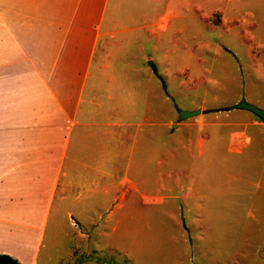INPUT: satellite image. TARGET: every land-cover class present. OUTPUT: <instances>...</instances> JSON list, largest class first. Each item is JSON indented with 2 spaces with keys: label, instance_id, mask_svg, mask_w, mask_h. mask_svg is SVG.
I'll return each mask as SVG.
<instances>
[{
  "label": "crops",
  "instance_id": "crops-1",
  "mask_svg": "<svg viewBox=\"0 0 264 264\" xmlns=\"http://www.w3.org/2000/svg\"><path fill=\"white\" fill-rule=\"evenodd\" d=\"M123 1L0 0V91L5 86L11 93V104L0 103V113L7 116L0 119V163L21 159L8 171L22 168L16 178L24 183L18 213L28 221L39 214V243L51 217L89 221L95 206L105 216L102 220L119 221L109 205L119 203L122 210L131 193L157 204L174 179V126L179 131L195 125L201 131L211 124L204 122L222 119L200 114L192 123L174 120L172 84L166 80L171 74L166 68L163 73L150 70L155 85L142 66V38L164 44L166 30L176 29L182 0L166 1L175 8L167 21L136 11L137 0H129L125 12ZM184 2L182 10L189 12ZM202 7L195 6L204 11ZM215 11L220 10L209 13ZM125 13L132 16L126 20ZM142 74H147V84L141 82ZM250 125L262 126L257 120ZM175 141L176 147H185L182 137ZM200 142L199 157L207 141ZM249 142L244 128L234 131L227 151L242 155ZM135 164L137 179L132 180L128 174ZM141 166H148L151 175L141 176ZM188 174L181 171V190L187 185L182 179L194 177Z\"/></svg>",
  "mask_w": 264,
  "mask_h": 264
},
{
  "label": "rangeland",
  "instance_id": "rangeland-1",
  "mask_svg": "<svg viewBox=\"0 0 264 264\" xmlns=\"http://www.w3.org/2000/svg\"><path fill=\"white\" fill-rule=\"evenodd\" d=\"M166 1L137 0L133 7L167 21L174 17L170 12L175 8ZM182 1L178 0L176 29L166 30L164 44L142 38V66L155 85L159 83L150 70L163 73L166 68L167 76L171 74L166 80L172 84L174 120L179 118L177 109H200L208 118L222 119L204 122L211 124L201 131L195 125L174 128V179L157 204H146L131 193L122 210L119 203L109 205L115 207L119 221L102 220L105 216L95 212V206L89 221L51 217L41 243L39 214L28 221L18 213L24 183L16 178L22 168L8 170L21 159L0 163V252H8L4 255L20 264H264V124L249 112H220L237 104L242 95L247 103L264 110V0H187L189 12L182 10L187 7ZM197 3L204 11L195 8ZM123 4L127 12L129 0ZM211 9L220 11L209 13ZM123 16L127 20L132 15ZM148 80L142 74L141 82ZM0 103L11 104L5 86ZM6 117L1 111L0 119ZM256 120L262 126L250 125ZM243 128L250 138L247 150L242 155L229 153L231 133ZM178 137L185 147H176ZM200 138L207 141L201 157ZM233 164L235 171L230 169ZM186 170L194 177L182 179L187 185L181 190L178 181ZM148 171V166L140 167L141 176L151 175ZM128 176L137 179L136 164ZM36 202L34 197L29 205L35 207Z\"/></svg>",
  "mask_w": 264,
  "mask_h": 264
},
{
  "label": "water",
  "instance_id": "water-1",
  "mask_svg": "<svg viewBox=\"0 0 264 264\" xmlns=\"http://www.w3.org/2000/svg\"><path fill=\"white\" fill-rule=\"evenodd\" d=\"M233 110L249 112L264 124V110L254 106L252 104L247 103L244 95L241 96V99L237 104L222 109V111H224V112H230ZM177 113H178V117H179L178 120L180 122H183L185 120H188V119H191V118H194V117L200 115L201 110L197 109L195 111H185V110L177 109ZM175 127L176 126H174V128Z\"/></svg>",
  "mask_w": 264,
  "mask_h": 264
},
{
  "label": "trees",
  "instance_id": "trees-1",
  "mask_svg": "<svg viewBox=\"0 0 264 264\" xmlns=\"http://www.w3.org/2000/svg\"><path fill=\"white\" fill-rule=\"evenodd\" d=\"M0 264H20V263L8 255H0Z\"/></svg>",
  "mask_w": 264,
  "mask_h": 264
}]
</instances>
